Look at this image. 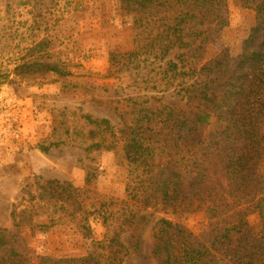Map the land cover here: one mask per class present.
Segmentation results:
<instances>
[{"label": "trees", "instance_id": "16d2710c", "mask_svg": "<svg viewBox=\"0 0 264 264\" xmlns=\"http://www.w3.org/2000/svg\"><path fill=\"white\" fill-rule=\"evenodd\" d=\"M122 1L137 12L135 47L124 58L128 64L141 57L164 62L174 54L160 84L178 89L183 104L125 101L115 108L121 129L80 109L53 115V141L40 146L41 152L67 146L117 153L123 195L108 188L101 193L96 170L86 173L83 188L75 192L55 180L37 183L28 206L13 212L15 230L0 234V264H259L264 258V0H233L254 11V26L240 54L226 47L207 61V48L230 32L229 0ZM47 45L35 44L10 69L7 81L36 85L72 76ZM251 206L262 221L260 232L242 233L245 224H231L211 241L215 229L197 236L181 224L195 214L213 221ZM153 208L167 218L154 225L150 257L143 245L152 220L147 211ZM95 221L102 224L100 236ZM67 224L90 241L86 256L39 255L21 233L25 226L37 234ZM124 234L130 235L128 245ZM131 255L136 262L126 263Z\"/></svg>", "mask_w": 264, "mask_h": 264}, {"label": "rangeland", "instance_id": "374dc122", "mask_svg": "<svg viewBox=\"0 0 264 264\" xmlns=\"http://www.w3.org/2000/svg\"><path fill=\"white\" fill-rule=\"evenodd\" d=\"M38 3L0 0V85L25 100V109L21 111L22 136L15 139L0 132V234L15 230L13 212L19 213L28 206L31 195L38 193L37 183L55 180L75 192L83 188L86 173L96 170L100 173L101 193H109L108 188L123 195L125 184L120 176L123 170L115 165L117 153L67 146L41 152L40 146H48L53 141V115L58 111L80 109L94 118L108 119L116 129H121L115 108L125 101L149 107L183 104L178 89H167L160 84L166 63L174 59V54L164 62L144 61L141 57L128 64V58H124L135 47L137 12L131 4L122 0H55L56 5L47 8ZM229 8L230 32L211 43L206 50V61L226 47L232 54H240L243 41L254 26V11L242 9L233 0H229ZM42 40L48 44L49 51L68 65L72 76L36 85L7 81L10 69L21 63L29 50ZM30 101L34 105L27 111ZM164 131L168 133L167 129ZM147 214L152 220L144 235L143 253L151 257L154 225L167 216L157 208L148 210ZM237 223L245 224L241 226L242 233L246 229L260 232L262 226L252 206L220 220L209 221L203 214H195L181 221L197 236L215 229L209 236L211 241L222 229ZM93 225L96 234L102 235V224L95 221ZM21 231L28 247L39 255L60 260L87 255L90 241L82 239L74 225L58 226L47 233L32 234L26 226ZM129 236L122 237L125 245ZM136 260L131 255L126 263ZM259 264H264V258Z\"/></svg>", "mask_w": 264, "mask_h": 264}, {"label": "built area", "instance_id": "2783aa9c", "mask_svg": "<svg viewBox=\"0 0 264 264\" xmlns=\"http://www.w3.org/2000/svg\"><path fill=\"white\" fill-rule=\"evenodd\" d=\"M25 100L13 90L0 85V132L15 139L22 136L21 111Z\"/></svg>", "mask_w": 264, "mask_h": 264}, {"label": "crops", "instance_id": "0c3cea01", "mask_svg": "<svg viewBox=\"0 0 264 264\" xmlns=\"http://www.w3.org/2000/svg\"><path fill=\"white\" fill-rule=\"evenodd\" d=\"M32 103H33L32 101H30V104L27 103V106H26V107H27V111H28L29 107L32 106ZM33 105H34V103H33ZM22 113H23V112H22ZM25 113H26V110H25Z\"/></svg>", "mask_w": 264, "mask_h": 264}]
</instances>
